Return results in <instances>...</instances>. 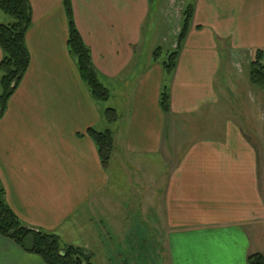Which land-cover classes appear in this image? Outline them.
<instances>
[{"label":"crops","instance_id":"crops-1","mask_svg":"<svg viewBox=\"0 0 264 264\" xmlns=\"http://www.w3.org/2000/svg\"><path fill=\"white\" fill-rule=\"evenodd\" d=\"M28 1L30 63L0 119V183L18 218L83 247L91 261L98 251L107 262L121 252L120 264H247L264 255L250 239L264 228V166L246 124L253 111L264 115V86L250 81L255 49L264 64V0H193L168 114L152 53L162 47H139L153 31L176 47L184 0H70L110 92L105 102L92 99L68 52L63 0ZM9 21L0 10V23ZM108 107L114 123L103 117ZM88 128L112 132L107 168ZM141 222L153 245L162 230L160 249L149 247L163 261L135 259ZM0 264L45 262L0 236Z\"/></svg>","mask_w":264,"mask_h":264},{"label":"trees","instance_id":"trees-1","mask_svg":"<svg viewBox=\"0 0 264 264\" xmlns=\"http://www.w3.org/2000/svg\"><path fill=\"white\" fill-rule=\"evenodd\" d=\"M152 2L153 0H149ZM68 24L67 49L75 59L80 78L95 102H105L110 97L109 90L102 84L93 65L89 48L78 32L70 0H63ZM0 10L10 17L7 23H0V119L8 100L17 89L30 63V54L25 43V35L30 27L32 12L28 0H0ZM193 5L182 10V19L176 47L166 52L161 62L164 81L159 95V105L165 114L169 112L168 83L175 72L177 58L190 29ZM153 58L158 61L162 48L153 50ZM263 50L255 49L250 63V81L264 86ZM108 123L118 120L115 109L108 107L103 111ZM87 134L93 140L103 168H107L112 155L113 136L109 129L98 131L88 128ZM0 236L6 237L26 252L36 254L45 264H94L91 255L81 246L67 244L52 231L26 224L18 218L6 201L5 190L0 183ZM247 264H264V255L256 252L247 258Z\"/></svg>","mask_w":264,"mask_h":264},{"label":"rangeland","instance_id":"rangeland-1","mask_svg":"<svg viewBox=\"0 0 264 264\" xmlns=\"http://www.w3.org/2000/svg\"><path fill=\"white\" fill-rule=\"evenodd\" d=\"M164 2V0H157V3ZM193 0H184V6L188 5V4H192ZM158 16H160L159 12H151V19L154 20L155 18H157ZM10 18V17H9ZM150 20L148 19L146 21V26H145V31L148 30H152L153 29V25L149 22ZM150 26V28H149ZM156 40L155 43H152L153 40ZM144 41L141 43L140 47H139V51L143 52L144 54L146 53H151L152 49L155 48L156 46H161L162 47V53L160 55V60L159 62H162L165 58H166V52L169 51L167 50V48H169V43L165 42L162 40L161 35L158 34L157 36H154V31L149 33V36L146 35V38L143 39ZM155 44V45H154ZM155 46V47H153ZM143 63H145V61L143 60ZM249 122L252 123V127L254 129H256L257 132V140H258V151H259V160H260V166H261V162L263 161V166H264V115L262 116L260 113V109H258L257 112L253 111V114L251 115V117H249L247 119V125H249ZM253 129V130H254ZM253 134V133H252ZM256 140V141H257ZM264 182V181H263ZM264 193V191H263ZM264 197V194H263ZM141 236H140V251L135 252L134 253V257L135 259H137L139 257L140 260L142 261H146L149 259H152L153 262H157L159 263L160 261H163V255L161 252H157L156 257L154 258L155 254L152 250L150 251V247H149V243L151 246H153V248L156 250L157 248L160 249L159 243L162 241V237H161V232L162 230L160 228H157V245H153L152 239H153V232H149L148 228L144 225V222H141ZM255 231L253 230L252 235H250V239L251 241L256 244L258 246V248H264V234H262V231H264V228L262 227V225H257L256 227H254ZM150 234V235H149ZM101 251H98V253H96L95 255H92L93 259L92 262L94 264H120L118 263V261L120 260L119 256L122 255L121 252H110L109 256L112 259L110 262H107L104 258V256L100 253ZM138 255V257H137ZM113 256V257H112Z\"/></svg>","mask_w":264,"mask_h":264}]
</instances>
